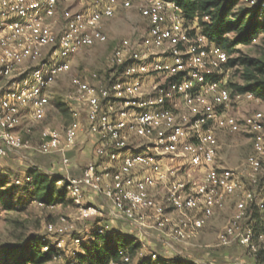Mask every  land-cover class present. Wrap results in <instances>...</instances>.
<instances>
[{"label": "built area", "instance_id": "2783aa9c", "mask_svg": "<svg viewBox=\"0 0 264 264\" xmlns=\"http://www.w3.org/2000/svg\"><path fill=\"white\" fill-rule=\"evenodd\" d=\"M244 1L264 9V0ZM119 8L138 10L146 24L143 36L125 39L113 50L110 62L123 69L122 80L75 78L67 97L71 104L87 107V130L99 137L96 155L105 162H90L80 176L64 177L57 186L65 185L80 209L79 220L93 221L99 235L111 232L103 224L106 212L98 205H84L86 190L105 200L111 218L156 230L183 245L198 239L228 199L241 196L218 244L229 247L237 240L256 264H263L257 260L254 230L241 229L252 203L260 211L264 208L242 182L257 183L263 169L264 114L241 123L224 115L221 109L233 99L226 80L230 56L204 34L202 23L209 17L196 14L188 19L173 1L0 0V161L29 149L17 133L22 121L45 117L50 89L71 70L76 55L108 42L106 22ZM235 98L260 101L252 93ZM241 127L253 142V153L241 169L219 168L216 132L237 133ZM77 138V122L62 131L47 130L38 152L65 155ZM181 162L188 165L185 180L175 179ZM63 163L69 159L64 157ZM26 182L31 179L17 178L15 184ZM35 203L48 210L58 206ZM75 232L65 219L48 224L41 252L53 249L52 261H62L70 252L65 238ZM82 242L80 237L72 239L76 248ZM139 251L149 264H162L144 244ZM119 255L122 262L129 261L123 251Z\"/></svg>", "mask_w": 264, "mask_h": 264}, {"label": "rangeland", "instance_id": "374dc122", "mask_svg": "<svg viewBox=\"0 0 264 264\" xmlns=\"http://www.w3.org/2000/svg\"><path fill=\"white\" fill-rule=\"evenodd\" d=\"M250 6L244 1L239 0L236 11L241 9H249ZM143 19V18H142ZM140 17L138 10L118 9L113 21L108 25V42L80 52L72 60L71 70L62 76L57 83L50 89V103L47 113L40 120L25 118L22 125L17 130L18 135L29 144V149L19 153H13L6 157L0 163V179H6L7 186L1 190L4 193L2 202H0V264H25V259L32 252L31 239L33 237H42L46 233V226L50 223L58 224L65 219L69 224L74 225L76 232L73 236L65 238L69 251L75 250L74 253L82 249V245L86 242L85 237L94 227L93 221L79 220V207L70 197L63 203H58L54 210H48L39 207L32 202L28 194L24 193V187L15 184V176H27L30 169L41 170L47 174L61 173L65 177H72L71 168H63L60 160L56 156H44L38 152L39 145L42 142L43 133L47 130L62 131L64 127L73 123L71 116L72 104L68 100V95L73 89V80L81 78L84 80H92L93 75H97L102 82L121 81L123 78V69H116L110 62L114 48L125 39H138L143 36L146 31V24ZM106 27V26H105ZM235 34L227 35V38L233 39ZM261 59L264 60V32L259 34L253 45L249 47H238L230 56L231 60L235 59ZM229 78L227 85L234 95V85L243 86L244 67L240 64L229 67ZM59 98L61 107H57L56 99ZM247 102L243 99L237 100L233 96L232 102L228 107L221 109L228 116L237 118L240 123L248 116L263 113L264 101ZM221 145L217 157V163L228 169H241L246 159L253 153V142L241 127L237 133L216 132ZM75 160L79 165L84 167L89 163L87 158L78 153ZM55 163V165H53ZM182 165V163H181ZM62 168V169H61ZM61 169V170H60ZM245 190L254 193L257 202L264 205V165L257 179V183L242 179ZM58 185V184H57ZM58 187V186H57ZM236 197V201L239 200ZM91 197H84V205H90ZM233 203V202H232ZM96 205V204H95ZM233 204L229 206L228 212L222 217L221 225L215 230L213 239L208 242L196 241L194 250L200 253L217 252L222 254L219 263L223 264H256L254 256L243 247L239 241H235L229 247H220L216 238L218 232L230 221L234 213ZM260 219L258 223H254L252 216L247 218L242 224L241 233L248 227L252 228L255 233L256 244L259 250H264V208L258 211ZM73 237H80L83 242L80 247H70L69 243ZM190 247L189 245H184ZM208 246V247H207ZM198 252V253H199ZM209 254V253H208ZM71 254L66 253L65 259ZM129 264H138L140 251L127 256ZM211 258L210 256H208ZM264 257V254H263ZM216 260L217 258H213ZM60 262L51 261L45 264H62ZM264 264V260L262 261ZM181 264H187L182 262Z\"/></svg>", "mask_w": 264, "mask_h": 264}, {"label": "trees", "instance_id": "16d2710c", "mask_svg": "<svg viewBox=\"0 0 264 264\" xmlns=\"http://www.w3.org/2000/svg\"><path fill=\"white\" fill-rule=\"evenodd\" d=\"M173 1L184 12L188 19H193L196 14L201 17H209L208 23H202L204 34L226 53L231 56L238 47H249L253 45L259 34L264 32V9L260 6L250 7L236 11L239 0H168ZM235 34L233 39L227 38L229 34ZM244 67V85H234L232 96L252 93L264 101V60L261 59H235L230 60L229 67L235 65ZM57 107H61L59 98L56 100ZM24 142L25 140L22 139ZM24 179L29 177L31 182L22 185L24 193L28 194L32 202H41L46 205L53 203H63L68 196L65 185L57 187V182L64 177L61 174H47L41 170L30 169L27 176L16 177ZM6 179H0V202L4 193H1L7 186ZM259 209L252 203L248 210V216H252V221L258 223L260 219ZM88 233V239L82 249L74 253L70 251V256L63 257L62 264H129L122 262L119 253L124 252L126 256L139 252L141 243L130 235L111 231L106 235H99L96 225ZM43 237V236H42ZM42 237L31 239L32 252L25 264H45L53 260L54 250L48 253L41 252ZM69 252V248H67ZM264 250H259L257 260L262 263ZM160 257V256H159ZM162 264H181L179 259L159 258ZM138 264H149L147 257L140 256Z\"/></svg>", "mask_w": 264, "mask_h": 264}, {"label": "crops", "instance_id": "0c3cea01", "mask_svg": "<svg viewBox=\"0 0 264 264\" xmlns=\"http://www.w3.org/2000/svg\"><path fill=\"white\" fill-rule=\"evenodd\" d=\"M112 21L113 19L106 22L107 30H108V25ZM143 22L145 23L144 20ZM72 105L73 106L71 108V116L73 118V122H77V126H78L77 145L74 148L69 149L65 155L53 154V155H48V156H51V157L56 156L60 160V163L63 166V168H71L70 170H71L72 177H77L82 174L84 166L79 165L76 162L75 160L76 154L80 153L83 156V158H87L89 160V163L90 162H97V163L101 162L102 163L105 161L103 159H99L96 155V149L100 146L99 137L91 134L87 130V125H88L87 124L88 123L87 107L76 105V104H72ZM73 112H76L77 117L73 116ZM224 115H227V114L224 113ZM64 157H67L69 159V163L67 165L63 163ZM5 159L7 158L1 159L0 163ZM53 165H55V163ZM178 165H180V163ZM217 166L219 168H224L220 166L218 163H217ZM181 168L182 169L175 174V179L177 180H185L186 178L184 174L185 173L184 170L188 168V165L184 164ZM196 174L197 176H199L198 173ZM61 175L65 177L63 174ZM24 176H20V177H24ZM158 194H159L158 199L161 200L163 196V192L161 191ZM88 196L91 197L92 203L89 202L90 204L92 205L96 204L105 209L106 219L103 222L105 226H108V228L111 231H116L124 235H130L134 237L135 239L138 240V242L144 244L147 247L148 252H155L163 259H179L187 264H223V263H219L221 262L220 259H221V256H223L222 254H218L217 252H208L209 254L208 253L206 254L205 252L200 253L199 251L194 250V247H193L194 244L189 245L190 247H186L183 244L172 243L168 241L160 232L156 230L141 229L139 226L133 225L131 223L111 218L109 214L110 212L109 207L107 206L105 200L101 196L96 195L86 190L84 197L86 198ZM65 200H67V198ZM234 201H236V196L226 201L225 207L222 210L217 211V213L208 221L207 226L201 232L198 239L196 240L197 242L198 241L208 242L211 239H213L215 230L221 225L220 220H222V217L226 214V212H228L230 204L231 205L233 204V208H234L233 210L236 211L237 202L234 203ZM168 211H171V209H168ZM235 211H232V213H235ZM171 215L172 217L175 218V214L172 213ZM93 224L94 222L92 223V225ZM147 224L151 225V223L149 222H147ZM224 227L216 235L217 239H218L220 232L224 229ZM87 238H88V235L86 236V239ZM196 241H194L193 243H195ZM69 246L75 247L72 241H70ZM208 256H210L211 258H209ZM213 258H217V259L214 260ZM236 264H240V263H236Z\"/></svg>", "mask_w": 264, "mask_h": 264}]
</instances>
